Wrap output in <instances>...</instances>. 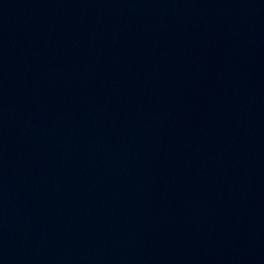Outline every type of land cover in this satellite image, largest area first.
<instances>
[{
  "label": "water",
  "instance_id": "water-1",
  "mask_svg": "<svg viewBox=\"0 0 264 264\" xmlns=\"http://www.w3.org/2000/svg\"><path fill=\"white\" fill-rule=\"evenodd\" d=\"M0 264H264V0H0Z\"/></svg>",
  "mask_w": 264,
  "mask_h": 264
}]
</instances>
